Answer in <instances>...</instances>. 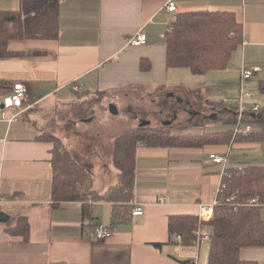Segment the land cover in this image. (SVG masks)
<instances>
[{
  "label": "crops",
  "instance_id": "crops-1",
  "mask_svg": "<svg viewBox=\"0 0 264 264\" xmlns=\"http://www.w3.org/2000/svg\"><path fill=\"white\" fill-rule=\"evenodd\" d=\"M168 1L62 0L57 40L9 41L8 48L22 55L0 58V103L18 81L26 84L29 97L23 109L10 111L20 113V119L15 121L5 117L7 113L0 104V195L7 200L0 203V222L6 223L0 226V264H183L181 261H191L196 256L197 247L183 246L175 238V242H169V216L200 217L201 209L217 200L223 169L210 154H225L229 149L231 168L264 165V155L257 154L264 149V141L232 140L228 146L205 148L141 144L137 148L133 204L134 208L142 206L144 213L133 216L126 224L113 226L112 203L95 202V222L115 229L111 237L100 241L92 237L94 231L84 227L88 222L83 221L82 201L54 205L51 162L54 144L42 139L45 134L62 140L65 148L92 173L91 191L104 193L117 182L110 180L118 173L112 160L105 156L107 151H102L101 144L94 145L101 133L92 136L90 129L85 133L84 127L93 118L77 120L79 109L86 108L89 97L95 94L114 96L113 101L108 99L102 107L110 113V104L120 112L122 98L116 93L127 90H143L157 96L161 92L174 98L177 104L184 100L180 92L187 90L191 94L202 92L205 99L218 102L239 94L244 66H257L260 70L244 88L252 94L251 102L264 105V96L254 93L259 81L264 80V0H175L178 12L174 14L164 8ZM21 3L22 0H0V10H18ZM197 10L232 12L242 24L245 36L227 69L201 75L213 73L210 76L217 80L200 85L181 79L187 75L194 80L197 75L167 68L165 35L179 13ZM138 31L147 35V43L130 45L129 39ZM143 63L150 68L142 69ZM205 89H210L211 94ZM220 107L224 110H216L208 126L222 124L216 123L218 113L222 114L223 122L235 117L232 106ZM216 108L214 105L211 111ZM188 110L190 115L199 113ZM118 119L120 124L131 120L130 128L149 126L151 121L142 119L135 126L137 118ZM176 119L172 117L163 123L169 127ZM224 127L216 131L235 128V124ZM204 131L207 130L199 132ZM119 133L113 134L114 137ZM21 216H26L30 223V236L26 240L7 231ZM209 220L207 216L203 219ZM212 232L210 225L201 229L204 236L201 248L204 243L207 255L200 264L207 262L210 241L206 237ZM155 243L163 247L158 249ZM241 258L264 264V247L243 248Z\"/></svg>",
  "mask_w": 264,
  "mask_h": 264
},
{
  "label": "trees",
  "instance_id": "trees-1",
  "mask_svg": "<svg viewBox=\"0 0 264 264\" xmlns=\"http://www.w3.org/2000/svg\"><path fill=\"white\" fill-rule=\"evenodd\" d=\"M61 2L22 0L18 10H0V58L22 55L8 48L10 40H57L61 30ZM165 35L167 68L188 69L195 75L227 69L237 47L245 38L243 26L232 12L208 10L179 13ZM149 68V65L142 64V69ZM258 92L264 96V80L259 81ZM225 99L214 103L229 107ZM231 109L235 117L228 122L233 125L237 121V108L232 106ZM243 120L253 127L247 135L234 136V128L196 134H174L167 129L147 127L122 131L114 139L111 152L112 162L118 169L117 182L104 193L91 191L92 173L75 159L62 140L45 134L42 139L54 144L51 160L54 205L58 206L64 201H82L83 221L88 222L84 227H89L88 230L93 232L100 225L95 222L94 203L111 202V224H126L133 219L136 156L141 144L149 147L205 148L228 146L232 140L263 142L264 105L261 112H249ZM222 173V187L212 218L203 221L194 214L170 215L169 242H175V236L179 235L182 238L179 244L194 246L196 231L210 225L213 232L205 264H258L257 261L242 259L241 251L246 247H264V165L250 164L242 168L227 166ZM251 199L257 202L252 204ZM29 230L30 223L26 216H21L14 225L7 227L9 233L25 240L30 236ZM154 246L161 249L163 244L155 243ZM181 262L194 264L191 261Z\"/></svg>",
  "mask_w": 264,
  "mask_h": 264
},
{
  "label": "rangeland",
  "instance_id": "rangeland-1",
  "mask_svg": "<svg viewBox=\"0 0 264 264\" xmlns=\"http://www.w3.org/2000/svg\"><path fill=\"white\" fill-rule=\"evenodd\" d=\"M184 71H189L188 69H181ZM190 72V71H189ZM257 73V72H256ZM255 73V74H256ZM213 74V73H211ZM211 74H208V76H201L197 75L194 80H189L187 75H184L181 79L184 82H187V84H190V82H196V84H201L202 82L207 81H216L217 78L214 76H210ZM254 74V75H255ZM193 84V83H191ZM193 89L191 85H188ZM222 87V86H221ZM246 90V89H245ZM206 92L211 94L210 89H205ZM247 91V90H246ZM194 92V91H193ZM192 92V93H193ZM254 93L256 96H258L259 92L254 89ZM157 95H148L145 93V91L140 90L138 91H122L119 93H116L117 97L122 98L119 101L118 110L116 112L113 111L114 107H112V104H110V111L111 113L105 109L104 107L107 105V100L113 101L114 96L110 94H95L94 96L89 97L88 103H86V108L79 109V113H77V120L79 117L82 119L84 118H93V120L90 123H87V125L84 127L85 133L90 129L89 134L92 136H96V132H100L101 135L98 136L95 140L94 145L101 144L102 151H107L108 158L112 160V158L109 157V153L112 152L114 147V139L117 137V135L114 137L113 134L117 132L126 131L129 129H135L130 128L133 126V122L130 120L128 123L120 124L119 117L121 116H128L129 118H137L135 120V126H138L140 121L142 119H150V125L145 126L148 129L149 128H155L158 130L167 129L170 132L174 134H196L201 133L199 131L201 130H207V131H216V130H222L225 128L224 126H232V123H229L228 121L223 122L221 120L222 114L218 113V122L216 123H222L215 127L208 126L210 122V117H212L216 110H224V108H221V105H217L214 103V101H210L209 99H205V95L202 92H197L191 94V91L188 92L187 90H183L180 92L182 94L184 100L181 104H177L178 101H176L174 98H170L165 94H162L161 92ZM260 95V94H259ZM115 96V97H116ZM179 97L177 96V99ZM220 98V97H216ZM220 100V99H217ZM262 102V100H259ZM251 102V101H249ZM264 102V101H263ZM106 104V105H105ZM262 107L260 103H254ZM214 105L217 107L215 109V112H212L211 110H214ZM97 107V108H95ZM192 109L193 111H198L199 113L197 115H190L189 110ZM261 112V111H260ZM256 113V112H255ZM141 118H140V117ZM172 117H176V121L171 126H165L163 122L167 120H171ZM227 118V117H224ZM139 120V122H138ZM211 125V124H210ZM213 126V125H212ZM115 127V128H114ZM140 127V126H138ZM82 133H83V127H82ZM257 154L262 156L264 155V149L257 151ZM116 173H118V170L115 168ZM110 180L117 181V177L112 175L110 177ZM0 226H4L6 223L0 222ZM203 227V226H202ZM201 227V229H202ZM200 229V230H201ZM211 243V242H210ZM205 244H202L201 248V258L200 263L205 262V257L207 255V250H204Z\"/></svg>",
  "mask_w": 264,
  "mask_h": 264
},
{
  "label": "built area",
  "instance_id": "built-area-1",
  "mask_svg": "<svg viewBox=\"0 0 264 264\" xmlns=\"http://www.w3.org/2000/svg\"><path fill=\"white\" fill-rule=\"evenodd\" d=\"M165 10L168 13L174 14L178 12V7L176 4L175 0H169L168 3L165 5ZM147 43V35L143 31H138L135 33L130 39H129V44L133 46H141L145 45ZM260 70L259 67L254 66V67H247L244 66L241 70V75H240V80H239V95L236 97L232 98H227L225 99V103L229 106H234L237 108V121L235 123V128H234V136L238 134H244L247 135L249 132L253 130L252 125L246 124L244 122V118L246 117V114L249 112H256L259 113L262 111V107H260L257 104H254V102H249L251 101L252 94L248 91L245 90L244 85L247 81L252 79L254 74ZM76 90L79 89L78 86H74ZM29 97V89L26 86L25 83L22 81L15 82L13 85V88L9 90L8 94L4 96V98L1 101V106L3 109H5L7 115L5 117L9 121H15L19 120V114L20 113H14L11 114L10 111L14 108H24V105ZM234 139V137H233ZM232 153L228 149V151L225 154H217V153H211L210 158L217 164L221 165L223 171L226 169L228 164L231 162L232 159ZM222 187V186H221ZM224 187V185H223ZM6 198L0 195V203L6 202ZM164 198L160 199V202H163ZM256 199H251L250 203L254 204L256 203ZM217 204V200L214 201V204L211 205L210 207H203L201 209L200 213V218L203 220L204 218L209 217L210 219L212 218L214 214V206ZM144 213V209L142 206H137L133 209L132 214L133 216H139ZM115 233V229L110 226H106L103 224H100L98 228L93 232L92 237L97 240H103L106 238L111 237ZM197 239L194 243V246L197 247V254L196 256L191 260L192 263L194 264H200V250H201V241L204 236L201 234V230L199 229L196 231ZM208 241H211V236L206 237ZM175 240L180 243L182 238L179 235L175 236Z\"/></svg>",
  "mask_w": 264,
  "mask_h": 264
},
{
  "label": "water",
  "instance_id": "water-1",
  "mask_svg": "<svg viewBox=\"0 0 264 264\" xmlns=\"http://www.w3.org/2000/svg\"><path fill=\"white\" fill-rule=\"evenodd\" d=\"M172 95H173V93H172ZM179 100H181V99H179ZM112 107H113V106H112ZM113 111L116 112L115 108L113 109ZM146 123H148V122H146ZM145 125H146V124H145ZM141 126L143 127L144 124H141Z\"/></svg>",
  "mask_w": 264,
  "mask_h": 264
}]
</instances>
